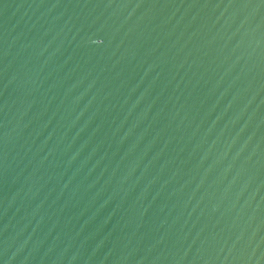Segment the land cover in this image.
<instances>
[{"label":"water","instance_id":"obj_1","mask_svg":"<svg viewBox=\"0 0 264 264\" xmlns=\"http://www.w3.org/2000/svg\"><path fill=\"white\" fill-rule=\"evenodd\" d=\"M0 264H264V0H0Z\"/></svg>","mask_w":264,"mask_h":264}]
</instances>
